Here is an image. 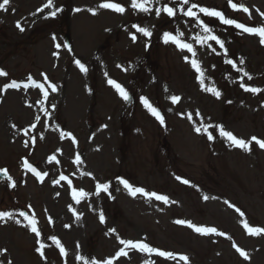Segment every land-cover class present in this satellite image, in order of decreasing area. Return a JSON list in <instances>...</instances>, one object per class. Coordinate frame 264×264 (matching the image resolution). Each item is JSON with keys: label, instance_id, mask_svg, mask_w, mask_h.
Masks as SVG:
<instances>
[{"label": "rangeland", "instance_id": "1", "mask_svg": "<svg viewBox=\"0 0 264 264\" xmlns=\"http://www.w3.org/2000/svg\"><path fill=\"white\" fill-rule=\"evenodd\" d=\"M105 2L125 11L98 7ZM47 3L10 0L0 10V70L6 73L0 76V171L12 178L0 183V211L13 213L0 221V264H264V231L245 228L264 229V149L252 139L264 140V43L199 11L221 9L226 19L264 28V0L240 2L247 12L229 0H150L149 12L134 9L131 0ZM165 6L173 7V17L157 16ZM93 10L107 32L94 30ZM204 27L223 47L205 39ZM166 32L192 51L165 43ZM109 80L128 93L127 101ZM13 82L26 88L13 90ZM253 87L259 91L245 90ZM221 129L249 147L233 145ZM120 180L167 202L133 196ZM97 184L109 187L97 192ZM21 211L32 212L39 237ZM176 220L223 235L200 234ZM121 251L126 254L117 256Z\"/></svg>", "mask_w": 264, "mask_h": 264}, {"label": "snow or ice", "instance_id": "2", "mask_svg": "<svg viewBox=\"0 0 264 264\" xmlns=\"http://www.w3.org/2000/svg\"><path fill=\"white\" fill-rule=\"evenodd\" d=\"M181 2L185 5L189 4V0H181ZM10 3V0H2V2H0V10H7V6L9 5ZM149 3H150V0H131V6L134 8V9H137L139 11H142V12H149L151 11V8L149 7ZM229 3H230V6L233 8V9H236L237 8V5L235 3H232L231 0H229ZM52 6V0H48V3L45 5V7H51ZM99 8H102V9H110V10H113L115 12H119V13H123L125 11L124 7H122L121 5L117 4V3H112V2H105V3H101L98 5ZM197 5L196 4H192L191 7H188L187 10L184 12V15L188 16V17H193L194 16V13H193V9L196 8ZM42 10V9H41ZM75 11L79 12L80 9L77 8L75 9ZM161 11H163V13H166L168 17H173L174 16V9L173 7H163L162 9L158 8L156 9V14L157 16L160 15ZM199 11L201 13H204L206 14L207 16L209 17H216L220 20L221 23L223 24H226V25H234L236 28L238 29H243L245 32H248L250 34H258L260 37H261V43H264V28H251V27H245L243 24H240V23H236L234 20L232 19H226L224 14L220 11H215V10H209V8L207 7H200ZM243 11L247 12L248 9L247 8H244ZM92 14L95 15V11L93 10L92 11ZM57 15V12L56 11H52L51 12V16L54 18L55 16ZM203 27V25H201ZM17 27H20V25L18 24ZM21 30H23L21 28ZM137 32H140L143 34V36L145 37H150L152 35V33L150 31H148L146 28H142V27H137ZM204 32L205 33H208V35L205 37V39L207 40H214L216 41L217 44H220L221 47H223V43L217 39L216 36L214 35H211V32H210V29L207 28V27H204L203 28ZM132 40L135 41L136 40V36L133 35L132 37ZM53 39H55V37H53ZM169 41H173L174 43H178L176 41V38L171 36L169 33H165L164 34V42L165 43H168ZM56 47H59V45H56ZM178 47H180L181 49H187L189 52L192 51V48L190 45L188 44H184V43H178ZM76 65L80 68V70L82 72H86L87 69L85 68V66L77 59L75 61ZM228 63H232V61H228ZM240 63H243V61H240ZM192 66L193 68H195L197 70V72L200 71L198 65H197V62L195 60L192 61ZM6 75L5 72H3L2 70H0V76H4ZM29 80H31V77L28 78ZM45 79H47V77H45ZM249 79H251V77H249ZM108 83L110 85H112L116 91L119 93V95L125 100L127 101L129 99V95L128 93L119 85V84H116L114 81L112 80H109ZM201 85L203 86V80L200 81ZM37 87H41V89L43 90L42 86L41 85H36ZM8 87H16V84L13 82L11 85H8ZM51 87V90L53 92L56 91V87L55 85H50ZM209 91H211L217 98H219L220 96V93L218 91H216L215 88H211V89H208ZM246 91H250V92H253V93H256L259 91V89L253 87V88H245ZM45 96H47V93H45ZM179 97L177 96H173L172 97V101L173 103H176L179 101ZM141 103L144 104V106L147 108V110L161 123L163 124L164 123V119L163 117L160 115L159 111H157L156 108L152 107L149 102L144 99V98H141ZM197 115H199L197 113ZM37 120H39L40 118L37 117L36 118ZM189 119H191V117H189ZM195 131L197 133H199L201 131L200 128H196ZM220 135L222 137H225L227 138L233 145H236V146H239L241 148H245L247 149L249 146L248 144L245 142V140L243 139H238L236 138L231 132H228V131H224L223 129L220 130ZM208 139L209 140H212L213 137L211 135L208 136ZM255 143L257 145H259V147L261 149H264V140H260V139H257L255 137L252 138ZM26 147L28 146L27 144L25 145ZM77 160H79V157H77ZM30 167V166H29ZM31 171L33 172L34 175L37 176V178L39 179H43V177L41 176V174L39 172H37L35 170V168H32ZM4 175H7L6 173V170H4L3 172ZM9 179H11L9 177ZM61 180H65L66 177L64 176H61L60 177ZM185 184L188 183L187 180H184L183 181ZM120 183H122L124 185L125 188H127L129 190V193L133 196H135L137 193H140V194H143L145 196H148L149 198L151 197H155V199L157 200H161V201H164L165 203L167 202V197L166 196H162V195H156L155 193H152L151 195H149L147 192H145V190L143 188H133L131 185H129V183L125 180H120ZM97 192L103 190V191H107L108 189V185L107 184H103V185H100V184H97ZM79 196H84L85 193L83 192H80L78 194ZM208 197H205V199H207ZM225 203H227V201H225ZM231 207V205H229ZM19 216L23 217L25 221H28V223L30 224L31 226V232L35 233L37 237L40 236V232L37 230V227H36V219L35 217H32L31 219H29V216L26 212L24 211H21L19 212ZM13 217V213L12 212H9V211H0V221H3L5 220V218H12ZM100 221L101 223L104 222V216L101 214L100 216ZM15 223L19 224L20 221L19 220H15L14 221ZM175 223L177 224H187V226L189 228H194V231L197 232V233H200V234H209V233H216L218 235H223V233H217V229L213 228V227H194L193 224L189 223V222H186L184 220H176ZM245 228L248 230V232L250 234H259L261 233L262 231H264V229H261V228H250L247 224H245ZM55 240V238H53ZM39 243V241H37ZM120 243L122 245H130L132 248H138L139 250L141 251H147L149 253L151 252H154V251H157L153 248H150L148 246V244L146 243H133L131 241H124V240H120ZM56 245L57 247L60 248V253L63 255L65 254L64 253V248L60 246L59 244V241H56ZM236 247V246H234ZM44 248V245L43 244H40V248L36 249L38 252L41 253V255L43 256V252L41 251V249ZM236 251L244 258V259H249V257L247 256V254L242 251L239 247H236ZM126 253H124L123 251L121 252H118L117 253V256H120V255H125ZM158 254L160 256H163V257H172V253L170 252H158ZM180 260L182 261H185L187 262L188 260V257L187 256H184V255H181L179 257ZM92 264H95V261L92 262ZM109 264H111V262H109Z\"/></svg>", "mask_w": 264, "mask_h": 264}, {"label": "water", "instance_id": "3", "mask_svg": "<svg viewBox=\"0 0 264 264\" xmlns=\"http://www.w3.org/2000/svg\"><path fill=\"white\" fill-rule=\"evenodd\" d=\"M2 176H0V178H1Z\"/></svg>", "mask_w": 264, "mask_h": 264}]
</instances>
